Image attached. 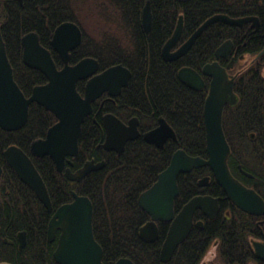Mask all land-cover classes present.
I'll list each match as a JSON object with an SVG mask.
<instances>
[{"label":"trees","instance_id":"1","mask_svg":"<svg viewBox=\"0 0 264 264\" xmlns=\"http://www.w3.org/2000/svg\"><path fill=\"white\" fill-rule=\"evenodd\" d=\"M152 27L143 33L141 11L146 0H0V32L13 77L22 92L29 96L35 85L47 82L39 70L28 67L22 60L21 38L35 31L40 43L48 48L57 67L63 63L51 46L54 29L64 21H74L82 29V41L70 53V63L91 56L98 60L99 71L121 63L132 72L127 87L112 101L93 103V112L82 123L78 138V156L73 160L76 170L88 159L105 161V165L87 173L80 181L69 180L55 169L49 156L36 157L30 152L32 141L45 137L57 118L42 105H29L28 119L16 130L0 127V260L11 264H58L53 252L56 240L47 239V227L52 213L63 203L73 200L72 191L89 197L93 205V234L103 249V264H114L120 257H129L135 264H198L201 253L214 237L222 245L235 251L244 242L242 233L220 226L217 219L205 221L202 227L193 225L186 239L180 243L172 258L160 260V249L169 223H157L159 236L153 241L143 239L139 228L150 217L138 204L139 195L149 188L164 170L172 153L183 148L189 155L206 157L203 106L206 86L194 90L177 77L178 70L189 66L201 72L202 66L215 59V49L226 39L233 41L236 58L247 53H259L264 48V0H149ZM95 2L98 19L94 34L86 33L80 21V6ZM215 13L233 17L257 15L259 29L248 24L234 26L215 22L194 41L191 48L174 61H165L161 48L172 35L178 17L183 14V31L177 46L186 40L201 23ZM117 19V20H115ZM225 64L224 59L219 60ZM235 67L241 65L236 61ZM85 80L77 82L80 93ZM239 97L236 105H226L222 123L230 145L228 164L238 173L240 165L251 173L255 189L264 197V52L234 81ZM111 112L122 120L139 118V130L144 132L157 125L162 116L176 132L177 141L169 140L162 148L146 143L140 136L126 143L122 153L105 150L99 145L102 118ZM17 145L32 159L42 176L52 202L49 213L32 189L23 183L3 156L9 145ZM210 176L207 190L217 195L219 185L208 166L199 167L177 178L179 194L174 202L178 212L193 193L199 191L197 179ZM244 179H247L243 177ZM199 218V217H198ZM194 219H197L196 214ZM26 232V244L19 249L17 235ZM7 237L12 244L3 241ZM230 251V250H229ZM224 252L225 259L232 258Z\"/></svg>","mask_w":264,"mask_h":264},{"label":"water","instance_id":"2","mask_svg":"<svg viewBox=\"0 0 264 264\" xmlns=\"http://www.w3.org/2000/svg\"><path fill=\"white\" fill-rule=\"evenodd\" d=\"M214 22L234 26L251 23L255 29L259 25L256 16L232 17L216 13L203 21L181 45L172 50L183 31V14H180L173 34L161 48L162 58L165 61H174L184 55L197 37ZM151 26L152 11L150 1L147 0L141 12V28L148 32ZM81 39V29L73 21L62 22L55 28L51 45L63 62V66L57 68L49 49L40 43L36 32L31 31L22 36L23 62L47 77V82L34 86L27 97L13 77V69L0 33V127L10 131L24 126L28 119L29 104L32 102L51 111L57 117V121L49 127L45 137L32 141L30 152L36 157L49 156L58 172L64 173L67 179L76 181L105 165L104 160L95 162L94 159H90L75 171L71 169L73 165L71 158L76 159L78 155V138L82 123L86 116L92 113L93 102L98 97L104 92L110 96L119 95L131 76L130 70L122 64H115L98 72V60L89 56L70 64V51L80 44ZM231 48L230 39L222 42L216 48V59L206 63L201 72L189 66L178 70L180 81L194 90L205 87L203 76L210 79L203 108L207 157L192 156L184 149L178 148L173 152L168 166L158 174L157 180L138 197L139 206L150 216V219L139 228V234L143 239L153 241L158 238L157 222L170 223L160 249L162 262L169 261L177 246L188 236L195 210L200 209L207 216L213 217L218 209L217 198L211 195H196L175 214L174 200L178 195L177 177L180 173L208 166L215 181L234 204L249 213H264L263 198L254 189L245 187L232 174L228 165L231 149L224 133L222 117L226 105L234 106L238 102V95L233 89L237 73L231 75L228 72V69L234 66V58L230 59L227 66L221 65L218 59L221 57L228 59ZM81 79H86L83 94L77 90V82ZM103 128L100 144L105 150H114L118 154L122 153L128 140H134L140 134L137 117H132L124 123L113 113L104 114ZM168 138L177 141L175 130L162 116L158 118V125L155 128L143 134L144 141L157 148H162ZM3 155L18 178L32 189L51 213L53 206L48 189L30 156L14 144L9 145ZM239 168L243 174L251 176L240 166ZM208 181L209 176H204L198 184L205 185ZM72 195L73 200L57 207L48 223L49 241H54L57 231L60 232L53 257L58 264H103V249L93 234L92 202L89 197L79 195L75 191H72ZM17 241L19 248L25 246V231L18 233ZM114 264L135 263L129 257H120Z\"/></svg>","mask_w":264,"mask_h":264},{"label":"flooded vegetation","instance_id":"3","mask_svg":"<svg viewBox=\"0 0 264 264\" xmlns=\"http://www.w3.org/2000/svg\"><path fill=\"white\" fill-rule=\"evenodd\" d=\"M20 1V0H19ZM20 3H22V1H20ZM245 16H256L258 19L259 17L257 15H245ZM241 17V16H239ZM250 26V28L253 29V31H256L259 29V26H260V19H259V25H258V28H254L251 26V23H246ZM244 25V24H243ZM152 27V26H151ZM1 33V32H0ZM180 45V44H179ZM178 45V46H179ZM52 46V45H51ZM177 45H175L172 50H175L177 47ZM234 47V44H233V41H232V48L230 50V53H229V58L228 59H224V58H221V59H224L226 61V63L223 65V66H227V64L229 63L230 59L231 58H234V66L233 68L231 69H228V72L231 74V75H235L236 73V77L239 75V73L241 72L240 69L241 67L239 68H236L235 67V63L236 61H239V64H240V61H244L246 56L245 55H240L239 58H236L235 54L237 52L234 51V54H232V49ZM53 48V47H52ZM54 49V48H53ZM55 50V49H54ZM56 51V50H55ZM264 52V48L258 53V56L260 54H262ZM57 53V51H56ZM58 54V53H57ZM59 55V54H58ZM257 56V57H258ZM60 57V55H59ZM61 59V57H60ZM220 62V61H219ZM120 64V63H119ZM221 64V63H220ZM123 65V64H122ZM126 67V66H125ZM184 67V66H183ZM128 68V67H127ZM129 69V68H128ZM130 70V69H129ZM199 72V71H198ZM131 75H132V72L130 71ZM205 77V76H204ZM235 77V79H236ZM131 78V76H130ZM129 78V80H130ZM129 80H128V83H129ZM85 83H86V79H85ZM127 83V85H128ZM124 86L123 88L127 87ZM85 86V85H84ZM122 88V89H123ZM121 89V91H122ZM84 93V91H83ZM121 94V92H120ZM119 94V95H120ZM104 96V98L102 99L101 101V105H103V102L104 100H109V101H112L114 97L116 96H110L107 92H104V94H102V96ZM118 96V95H117ZM101 98V97H100ZM99 99V98H98ZM97 100V99H96ZM95 100V101H96ZM94 101V102H95ZM93 102V103H94ZM93 112V110H92ZM105 113H111V112H105ZM104 113V114H105ZM92 114V113H91ZM90 114V115H91ZM103 114V116H104ZM89 116V115H88ZM87 117V116H86ZM132 117H137V116H132ZM130 117V118H132ZM160 117V116H159ZM158 117V118H159ZM126 119V120H122L124 123H127L128 120L130 119ZM138 118V117H137ZM158 118H157V125H158ZM139 118H138V130H139ZM156 125V126H157ZM102 126H103V118H102ZM156 126H154L153 128H155ZM151 128V129H153ZM151 129H148L144 132H140L139 130V136L138 137H142L143 138V134ZM104 128L102 127V131H101V136H102V132H103ZM137 137V138H138ZM144 140V139H143ZM169 140H173V139H170L168 138L166 140L169 141ZM130 141V140H128ZM127 141V142H128ZM175 141V140H173ZM100 142H101V137H100ZM99 142V145H101ZM126 142V143H127ZM165 142V143H166ZM176 142V141H175ZM164 143V144H165ZM126 145V144H125ZM153 145V144H152ZM102 146V145H101ZM155 146V145H154ZM164 146V145H163ZM156 147V146H155ZM178 149V148H177ZM109 151V150H108ZM114 151V150H112ZM4 152V151H3ZM116 152V151H114ZM117 153V152H116ZM118 154V153H117ZM173 154V153H172ZM4 156V155H3ZM78 156V155H77ZM77 158V157H76ZM5 159V158H4ZM95 160V159H94ZM68 165V163H67ZM1 168H2V172L0 173V177L2 176L3 174V167L2 165L0 164ZM240 165L237 166V169H238V173L235 175V173L233 171L232 174L247 188H251V189H254L264 200V197L263 195L260 193L259 190L255 189L254 187V184L252 181H249L248 179L252 177V175L250 177H248L247 175L243 174L242 171L240 170L239 168ZM194 169H197V168H194ZM244 169V168H243ZM193 170V169H192ZM191 170V171H192ZM245 170V169H244ZM190 172V171H189ZM188 173V172H186ZM180 174H184V173H180ZM179 174V175H180ZM178 175V176H179ZM204 176H209V175H203L201 177H199L197 179V182H196V185L201 188L199 189L198 192L196 193H193L190 197H188V199L184 202L187 203L192 197L196 196V195H211L212 197H215L217 198V205H218V209H217V212L216 214L213 216V217H209L207 216L206 214H204L202 212V210L200 209H197L195 210L194 214H193V225L196 224L197 226L199 227H202L204 222L205 221H209V220H214V219H217V221L219 222L220 226L224 227V228H230L229 231H230V234L231 231L234 230V233H233V236H235V234L237 232L239 233H242V237L244 239V242L239 245V246H236L235 247V251L231 249H229L228 247H225L224 245H222L221 243V255L222 257H224V252H229L231 253L230 255H232V258L230 259H225V258H221L216 262V264H264V213H261V214H253V213H249V212H246L242 209H240L236 204H234L229 198L228 196L226 195L225 191L223 190V188L219 185V188L217 190V195H212L210 194V192L207 190V187L209 186V183H210V176H209V181L207 184L205 185H199L198 184V181L204 177ZM243 177L247 178V179H244ZM178 178V177H177ZM217 183V182H216ZM218 184V183H217ZM148 189V188H147ZM178 194H179V187H178ZM178 196V195H177ZM176 196V197H177ZM175 197V199H176ZM175 202V200H174ZM183 204V205H184ZM183 207V206H182ZM181 207V208H182ZM180 211V210H179ZM178 211V212H179ZM174 212H175V209H174ZM178 212H175V214H177ZM196 214L197 216V219L195 220L194 219V215ZM150 217V216H149ZM199 217V218H198ZM159 223V222H157ZM169 223V222H167ZM200 223V224H199ZM170 225V223H169ZM192 225V227H193ZM158 226V225H157ZM191 227V229H192ZM169 228V227H168ZM168 231V230H167ZM59 231H57V234H56V237L54 239V241L56 240L57 242V239H58V236H59ZM221 240V239H220ZM3 241L6 242L7 244H12V242L10 240L7 239V237H3ZM17 244H18V241H17ZM57 245V244H56ZM19 247V246H18ZM21 249V248H19Z\"/></svg>","mask_w":264,"mask_h":264},{"label":"clouds","instance_id":"4","mask_svg":"<svg viewBox=\"0 0 264 264\" xmlns=\"http://www.w3.org/2000/svg\"><path fill=\"white\" fill-rule=\"evenodd\" d=\"M258 53H247L244 67L240 69L241 72L246 71L248 67L255 63ZM221 257V240L219 237H214L209 241L208 246L201 253L198 264H216ZM0 264H9L6 260H0Z\"/></svg>","mask_w":264,"mask_h":264},{"label":"rangeland","instance_id":"5","mask_svg":"<svg viewBox=\"0 0 264 264\" xmlns=\"http://www.w3.org/2000/svg\"><path fill=\"white\" fill-rule=\"evenodd\" d=\"M80 9L79 17L80 21L82 22V26L86 30V33L94 34L93 28L95 26L96 20L98 19L97 12L99 11L97 7H95V2H92L91 5L86 4L84 6H80ZM244 62L245 61H240L241 67H244Z\"/></svg>","mask_w":264,"mask_h":264},{"label":"bare ground","instance_id":"6","mask_svg":"<svg viewBox=\"0 0 264 264\" xmlns=\"http://www.w3.org/2000/svg\"><path fill=\"white\" fill-rule=\"evenodd\" d=\"M146 1H147V0H146ZM178 1H180V0H178ZM215 14H216V13H215ZM222 14H223V13H222ZM227 15H228V14H227ZM229 16H230V15H229ZM209 17H210V16H209ZM232 17H233V16H232ZM205 20H206V19H205ZM205 20H204V21H205ZM73 22H74V21H73ZM75 23H76V22H75ZM202 23H203V22H202ZM202 23H201V24H202ZM214 23H215V22H214ZM222 23H223V22H222ZM76 24H78V23H76ZM224 24H226V23H224ZM78 26L80 27L79 24H78ZM140 27H141V21H140ZM198 27H199V26H198ZM198 27H197V28H198ZM197 28H196V29H197ZM80 29H81V27H80ZM81 30H82V29H81ZM141 30H142V28H141ZM142 32H143V33H147V32H144L143 30H142ZM173 32H174V31H173ZM172 34H173V33H172ZM170 37H171V36H170ZM170 37H169V38H170ZM180 37H181V36H180ZM198 37H199V36H198ZM198 37H197V38H198ZM169 38H168V39H169ZM179 39H180V38H179ZM226 40H227V39H226ZM230 40H231V39H230ZM166 41H167V40H166ZM178 41H179V40H178ZM184 41H185V40H184ZM184 41H183V42H184ZM224 41H225V40H224ZM224 41H223V42H224ZM231 41H232V40H231ZM183 42H182V43H183ZM177 43H178V42H177ZM177 43H176V45H177ZM182 43H181V44H182ZM181 44H180V45H181ZM190 48H191V47H190ZM215 51H216V49H215ZM221 58H222V57H221ZM221 58H219L218 61H219ZM215 59H216V55H215ZM215 59H214V60H215ZM256 59H257V58H256ZM214 60H213V61H214ZM242 61H243V60H242ZM244 61H245V60H244ZM211 62H212V61H211ZM207 63H209V62H207ZM219 63H220V62H219ZM120 64H121V63H120ZM205 64H206V63H205ZM205 64H204V65H205ZM204 65H203V66H204ZM221 65H222V64H221ZM203 66H202V67H203ZM201 69H202V68H201ZM177 77H178V72H177ZM178 79H179V78H178ZM179 80H180V79H179ZM184 85H185V84H184ZM187 87H188V86H187ZM189 88H190V87H189ZM204 102H205V101H204ZM203 108H204V106H203ZM160 117H161V116H160ZM222 124H223V123H222ZM182 149H183V148H182ZM176 150H177V149H176ZM171 157H172V155H171ZM88 160H90V159H88ZM170 160H171V158H170ZM94 161H95V160H94ZM95 162H98V161H95ZM240 167H241V166H240ZM241 168H242V167H241ZM242 169H243V168H242ZM247 172H248V171H247ZM250 174H251V173H250ZM248 177H250V176H248ZM140 208H141V207H140ZM92 227H93V224H92ZM47 229H48V227H47ZM26 238H27V237H26ZM10 264H11V263H10Z\"/></svg>","mask_w":264,"mask_h":264}]
</instances>
